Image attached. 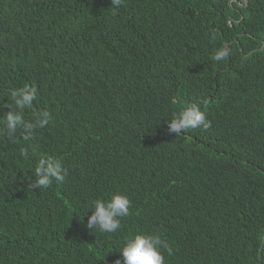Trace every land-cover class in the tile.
<instances>
[{
    "label": "trees",
    "instance_id": "1",
    "mask_svg": "<svg viewBox=\"0 0 264 264\" xmlns=\"http://www.w3.org/2000/svg\"><path fill=\"white\" fill-rule=\"evenodd\" d=\"M243 3L0 0V117L25 83V119L53 117L29 139L0 124V264H115L131 233L166 241V264H264V0ZM191 103L211 127L169 134ZM48 155L68 175L32 189ZM117 192L121 228L88 230Z\"/></svg>",
    "mask_w": 264,
    "mask_h": 264
},
{
    "label": "clouds",
    "instance_id": "2",
    "mask_svg": "<svg viewBox=\"0 0 264 264\" xmlns=\"http://www.w3.org/2000/svg\"><path fill=\"white\" fill-rule=\"evenodd\" d=\"M122 0H111L112 8H119ZM230 55V50L223 46L214 51L211 59L216 62L224 61ZM11 101L6 107L11 110L0 117V124L6 130L9 138H14L18 129H23L24 139H29L37 129L44 128L52 119L50 111L37 113L32 120H26L24 112L32 109L37 100V88L25 83L21 87L12 88L9 92ZM211 127L206 114L201 111L199 103H191L180 108L168 119L167 131L169 134L184 133L187 129ZM20 155L25 159L31 158L28 148L22 147ZM35 181L29 177V185L32 189H44L50 187L53 182L63 183L68 171L62 161L54 155L40 158L34 170ZM131 200L127 195L114 193L108 199L97 198L90 204L84 217L91 211L87 220V229L91 232L97 230L100 233H115L121 228V220L130 214ZM83 217V218H84ZM162 250L171 252L170 246L159 235L152 233H131L124 238L122 246L115 252L119 257L115 264H166Z\"/></svg>",
    "mask_w": 264,
    "mask_h": 264
},
{
    "label": "water",
    "instance_id": "3",
    "mask_svg": "<svg viewBox=\"0 0 264 264\" xmlns=\"http://www.w3.org/2000/svg\"><path fill=\"white\" fill-rule=\"evenodd\" d=\"M243 7L247 6V0H244V3L242 4Z\"/></svg>",
    "mask_w": 264,
    "mask_h": 264
}]
</instances>
